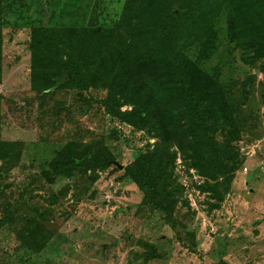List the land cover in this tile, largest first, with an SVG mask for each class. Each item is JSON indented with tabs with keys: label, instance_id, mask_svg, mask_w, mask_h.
<instances>
[{
	"label": "rangeland",
	"instance_id": "1",
	"mask_svg": "<svg viewBox=\"0 0 264 264\" xmlns=\"http://www.w3.org/2000/svg\"><path fill=\"white\" fill-rule=\"evenodd\" d=\"M0 264H264V0H0Z\"/></svg>",
	"mask_w": 264,
	"mask_h": 264
},
{
	"label": "trees",
	"instance_id": "2",
	"mask_svg": "<svg viewBox=\"0 0 264 264\" xmlns=\"http://www.w3.org/2000/svg\"><path fill=\"white\" fill-rule=\"evenodd\" d=\"M76 57L77 56L74 50L72 49V46L69 43L68 52L65 50V56L60 57L62 61L63 59L65 60V63L63 64L64 66L56 67L57 70L52 72V74H49V79L47 81L48 88L53 89V90H63V89H66L70 84H72L75 81L76 79L75 73L81 72L76 68V66L75 67L71 66L75 62ZM33 58H34V64H35L34 69L36 72H38L41 69V67L39 66L41 58L38 54V48L35 46L33 47ZM84 70L85 68L83 69V71ZM113 83L115 84L113 88H116L115 81H113ZM104 107L106 111L108 112V114L114 115L117 118L121 119L123 122L130 124L132 126L136 125L135 124L136 119H139V118L143 119V115H146L145 105L133 104L132 110L125 111V112L122 111V106L120 105L108 104ZM194 116H195V122L201 118V116L196 112ZM85 161H86L85 158H75L73 162L75 165H81Z\"/></svg>",
	"mask_w": 264,
	"mask_h": 264
},
{
	"label": "water",
	"instance_id": "3",
	"mask_svg": "<svg viewBox=\"0 0 264 264\" xmlns=\"http://www.w3.org/2000/svg\"><path fill=\"white\" fill-rule=\"evenodd\" d=\"M121 169H122V167H121Z\"/></svg>",
	"mask_w": 264,
	"mask_h": 264
}]
</instances>
